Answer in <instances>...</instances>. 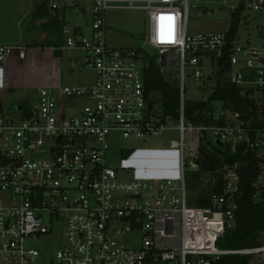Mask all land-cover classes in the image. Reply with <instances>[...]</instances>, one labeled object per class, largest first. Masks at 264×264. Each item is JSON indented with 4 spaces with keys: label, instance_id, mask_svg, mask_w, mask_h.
Wrapping results in <instances>:
<instances>
[{
    "label": "built area",
    "instance_id": "obj_1",
    "mask_svg": "<svg viewBox=\"0 0 264 264\" xmlns=\"http://www.w3.org/2000/svg\"><path fill=\"white\" fill-rule=\"evenodd\" d=\"M236 13L243 9L264 14V0H237ZM51 12L77 7L92 15L89 33L80 25L63 27L62 49L81 50L83 66L95 72L87 86L39 87L19 119L0 112V264H38L43 252L32 241L61 224V249L50 264H215L232 254L264 252L226 249L206 239L203 225L191 229V219L199 211L190 206L188 177L199 172V146L207 138L231 143L246 141L260 148L264 160V127L255 141L250 140L239 112L223 107L217 118L225 125H195L185 116L186 80L195 82L215 77L218 60L228 44V32H188L190 0H49ZM221 6V7H222ZM139 8L146 12L149 28L140 47H116L109 43L106 13L110 9ZM239 30L232 42L230 69L223 83L264 90V42L238 43ZM144 45L156 54L148 55ZM25 56V48L0 43V63L14 50ZM202 52V55H198ZM215 52V55L209 53ZM157 62L168 81L180 92L179 117L167 114L160 93L146 89L144 71L149 57ZM205 59L215 66L205 79ZM203 82L199 87L205 88ZM88 98L82 108L70 110L65 101ZM159 105V106H158ZM176 125L170 127V122ZM169 130L178 133L166 151L176 154L178 177H152L144 169L131 181L120 180V168L106 158L110 139L119 132L125 139L148 140ZM226 167V186L213 193L210 208L224 215L225 229L235 224L239 176ZM264 167V163H263ZM130 171V167H121ZM263 175L259 177L262 181ZM210 212V211H208ZM138 234V244L121 241Z\"/></svg>",
    "mask_w": 264,
    "mask_h": 264
},
{
    "label": "rangeland",
    "instance_id": "obj_2",
    "mask_svg": "<svg viewBox=\"0 0 264 264\" xmlns=\"http://www.w3.org/2000/svg\"><path fill=\"white\" fill-rule=\"evenodd\" d=\"M37 0H0V14L3 19L10 17L13 21L10 35H18V33H25V35H33L39 31L35 20L31 16L21 20L20 25L17 21L27 10L35 6ZM79 2L92 3L93 0H77ZM224 1L233 6L238 4L237 0H190L191 16L189 19L188 32H224L228 30L233 21L234 10L224 5L222 7L211 6L214 2ZM14 5H17L16 8ZM1 11V10H0ZM31 12V10L29 11ZM66 12V23L68 26L80 25L84 28L86 33L90 32L92 15L90 11H83L77 7L68 8ZM108 23V39L109 43L116 47H140L147 37V15L146 12L139 8H120L110 9L106 13ZM9 30V29H8ZM248 40L258 47L264 42V14H259L252 10H247L245 14L240 16L239 22V39L240 45H245ZM144 50L148 55L156 54V50L150 45H144ZM83 52L81 50H64L63 62V85L70 86H87L91 85L95 79V72L92 69H85L83 66ZM215 68L213 64L205 59L203 70L205 71V79L210 75V71ZM205 83V88L199 87V84ZM215 82V77L202 81H194L191 77L186 80L185 97L188 100L208 99L212 92L210 83ZM256 100L264 104V90L255 92ZM88 98H80L76 100H66L65 106L70 110L69 115H77L78 112L72 113L73 108H82L88 104ZM216 114L220 113L221 103L216 102ZM159 106V105H158ZM8 114V113H6ZM13 118L19 119L16 112H11ZM176 125V122H170L169 126ZM178 133L175 130H169L159 137H153L148 140L125 139L116 132L110 139L111 150L107 154V162L110 166L120 168L119 179L131 181L138 176L140 171L144 168L142 163L145 155L154 152L156 149H166L170 139H177ZM165 165L166 167H174L175 163H159V167ZM130 167V171H125L121 167ZM148 167V166H147ZM158 168V164L155 166ZM176 168V166L174 167ZM158 170V169H157ZM179 171L175 177H178ZM169 177V175L165 176ZM197 194L194 193L195 200ZM190 200V197H189ZM193 200V201H194ZM190 206L194 211H199V208ZM203 225L206 229V239L208 242H213L216 238L223 235L225 231L224 215L219 210L199 211L198 215L194 214V219H191V229L196 231L199 226ZM63 228L61 224L54 225L53 230L41 236L39 239L32 241V245L36 246L43 252V257L38 264H50L56 251L61 249L63 242ZM260 240L264 241V233L259 235ZM127 245L133 246L139 243L140 236L138 234H129L121 239ZM252 264H264V252H257L251 254Z\"/></svg>",
    "mask_w": 264,
    "mask_h": 264
},
{
    "label": "trees",
    "instance_id": "obj_3",
    "mask_svg": "<svg viewBox=\"0 0 264 264\" xmlns=\"http://www.w3.org/2000/svg\"><path fill=\"white\" fill-rule=\"evenodd\" d=\"M49 0H39L36 8V18L47 17L49 23L56 22L57 30L64 27L60 13L50 11ZM242 8L233 14V21L227 34L228 44L219 57L220 70L217 76V86L208 99L186 100L185 116L195 125H225L224 118H217L216 102L221 103V108L232 112H239L240 119L250 140L255 141L264 127V104L255 98V91L246 92L242 88L229 83H223L222 76L231 67L232 42L239 30L240 14ZM49 45V44H47ZM145 85L149 92L157 96L161 94L164 110L174 118L179 117L180 92L174 82L168 81L157 62V56L149 57V65L144 71ZM260 148H252L245 140L238 143L236 150H232L231 143L216 142L209 138L202 141L199 146L197 159L200 171L189 174L188 185L190 201L199 209L210 208L211 195L223 192L226 186V167L236 168L239 176V190L236 194L238 208L235 212V224L225 229L223 235L217 239V245L226 249H252L264 246L259 238L264 233V176L263 158L259 155ZM197 194L195 200L192 198ZM194 200V201H193ZM215 264H252L251 254H232L222 257Z\"/></svg>",
    "mask_w": 264,
    "mask_h": 264
},
{
    "label": "crops",
    "instance_id": "obj_4",
    "mask_svg": "<svg viewBox=\"0 0 264 264\" xmlns=\"http://www.w3.org/2000/svg\"><path fill=\"white\" fill-rule=\"evenodd\" d=\"M38 2L39 0L30 9L31 12L27 10L20 15L17 21V24L20 25L22 19L31 16L35 20L33 22L39 28L36 34L29 36L25 35V33L10 35L13 21L10 20V17L3 19V16L1 17L0 15V43L25 48L24 57H20V51L14 49L0 63V112L9 117H15L10 115L11 112H16L20 114L19 116L26 113L28 102L37 88L54 87L64 83L62 57L65 49H62L64 45L63 29L58 31L56 28L57 23H49L47 17L36 18L34 13ZM14 6L18 8L17 5ZM0 10L1 14L2 9ZM57 11L61 14L60 20L63 19L65 26L67 24L65 8ZM52 14H55V12H52ZM56 48L63 50L62 57L54 56ZM142 161L140 164L146 168L144 169L145 174L149 176L164 178L169 175V177H174L178 173L176 154L166 151L164 148L162 150L156 149L154 152L145 155ZM170 161L175 163L176 168H174L175 166L166 167L165 165L159 167V163H168ZM157 164L158 168H155Z\"/></svg>",
    "mask_w": 264,
    "mask_h": 264
},
{
    "label": "water",
    "instance_id": "obj_5",
    "mask_svg": "<svg viewBox=\"0 0 264 264\" xmlns=\"http://www.w3.org/2000/svg\"><path fill=\"white\" fill-rule=\"evenodd\" d=\"M211 6H213V7H221L222 5H220V4H212ZM148 28H149V22L147 20V29ZM209 54L215 55V52H211ZM198 55H202V52H199ZM54 56H56V57H62L63 56V50L61 48H56L54 50ZM16 108H19V107H16ZM218 142L220 143V141H218Z\"/></svg>",
    "mask_w": 264,
    "mask_h": 264
}]
</instances>
